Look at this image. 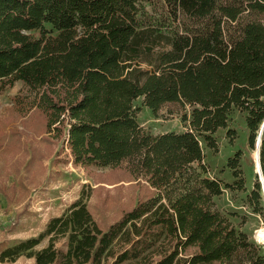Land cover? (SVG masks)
I'll list each match as a JSON object with an SVG mask.
<instances>
[{"label":"trees","instance_id":"obj_1","mask_svg":"<svg viewBox=\"0 0 264 264\" xmlns=\"http://www.w3.org/2000/svg\"><path fill=\"white\" fill-rule=\"evenodd\" d=\"M17 82L36 94L48 145L61 138L78 167H124L152 193L102 227L84 189L37 238L0 250V263L264 264V247L214 204L246 192L242 152L222 184L205 177L201 147L214 150L243 113L264 181V0H0V93ZM140 99L156 116L188 109V129L146 131ZM245 199L264 219L257 176Z\"/></svg>","mask_w":264,"mask_h":264},{"label":"rangeland","instance_id":"obj_2","mask_svg":"<svg viewBox=\"0 0 264 264\" xmlns=\"http://www.w3.org/2000/svg\"><path fill=\"white\" fill-rule=\"evenodd\" d=\"M35 99L36 94L23 82L0 93V250L37 238L51 219L62 216L80 199L84 189H92V197L86 202L102 227L118 221L139 199L152 193L144 180L133 179L124 167L105 170L78 167L61 138L55 140L54 147L48 145L42 139L44 117L38 110H31ZM135 106L141 108L140 125L152 134L183 133L188 129L183 117L185 112L189 115L188 109L166 106L156 116L143 106L142 99ZM214 138V150L201 143L205 177L232 184L227 161L240 150V169L246 186V192L224 190L214 199L215 209L251 242L264 247V219L251 213L245 199L255 176L261 182L256 152L247 146L245 115L234 111L227 128L218 130ZM47 244L45 240L37 249ZM14 264H34V261L21 258Z\"/></svg>","mask_w":264,"mask_h":264},{"label":"water","instance_id":"obj_3","mask_svg":"<svg viewBox=\"0 0 264 264\" xmlns=\"http://www.w3.org/2000/svg\"><path fill=\"white\" fill-rule=\"evenodd\" d=\"M262 132V129L260 131V133ZM259 145H260V138H258L257 140V143H256V153H257V164H258V167H259V174L262 178V174H261V170H260V164H259ZM261 184H262V188H263V193H264V181L261 179Z\"/></svg>","mask_w":264,"mask_h":264},{"label":"bare ground","instance_id":"obj_4","mask_svg":"<svg viewBox=\"0 0 264 264\" xmlns=\"http://www.w3.org/2000/svg\"><path fill=\"white\" fill-rule=\"evenodd\" d=\"M256 159H257V153H256ZM257 169H258V174L260 173L259 172V167H258V164H257ZM263 180V178H261Z\"/></svg>","mask_w":264,"mask_h":264}]
</instances>
